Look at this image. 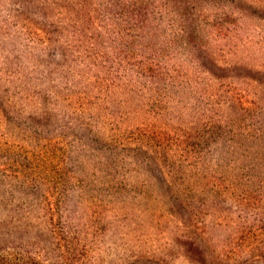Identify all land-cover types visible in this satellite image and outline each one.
Wrapping results in <instances>:
<instances>
[{
	"label": "rangeland",
	"instance_id": "rangeland-1",
	"mask_svg": "<svg viewBox=\"0 0 264 264\" xmlns=\"http://www.w3.org/2000/svg\"><path fill=\"white\" fill-rule=\"evenodd\" d=\"M0 264H264V0H0Z\"/></svg>",
	"mask_w": 264,
	"mask_h": 264
}]
</instances>
